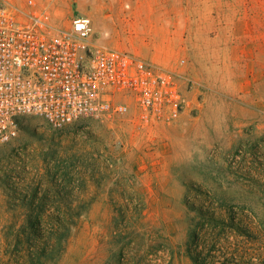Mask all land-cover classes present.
Returning a JSON list of instances; mask_svg holds the SVG:
<instances>
[{
    "label": "rangeland",
    "instance_id": "374dc122",
    "mask_svg": "<svg viewBox=\"0 0 264 264\" xmlns=\"http://www.w3.org/2000/svg\"><path fill=\"white\" fill-rule=\"evenodd\" d=\"M60 3L174 71L187 106L153 125L132 99L103 120L22 116L0 145V264H30L60 221L41 264H264V0Z\"/></svg>",
    "mask_w": 264,
    "mask_h": 264
},
{
    "label": "built area",
    "instance_id": "2783aa9c",
    "mask_svg": "<svg viewBox=\"0 0 264 264\" xmlns=\"http://www.w3.org/2000/svg\"><path fill=\"white\" fill-rule=\"evenodd\" d=\"M61 0H0V145L25 115L54 126L128 112L143 125L175 122L187 98L177 74L99 42L91 18L64 21Z\"/></svg>",
    "mask_w": 264,
    "mask_h": 264
},
{
    "label": "trees",
    "instance_id": "16d2710c",
    "mask_svg": "<svg viewBox=\"0 0 264 264\" xmlns=\"http://www.w3.org/2000/svg\"><path fill=\"white\" fill-rule=\"evenodd\" d=\"M57 223L59 227L55 230V233H56L55 243L54 244L44 243L42 247L35 249L33 251L34 255H32L33 254L32 252H29L30 264H41L42 263L41 256L45 257L46 259H54V255H56V252L62 249L60 245L62 241L67 237L69 228H68V225L64 223L63 221H60ZM200 243H201L200 241H196L195 246L198 247ZM208 249L211 250L210 248ZM186 250L188 251V249ZM198 252L199 254H197V256L195 257L191 256V254H188L189 257L192 259L193 264H206L207 262L206 257H202L200 255L202 251H198Z\"/></svg>",
    "mask_w": 264,
    "mask_h": 264
},
{
    "label": "crops",
    "instance_id": "0c3cea01",
    "mask_svg": "<svg viewBox=\"0 0 264 264\" xmlns=\"http://www.w3.org/2000/svg\"><path fill=\"white\" fill-rule=\"evenodd\" d=\"M121 21L119 20L118 23H120ZM121 45V47H123V44H119ZM156 174H158V172H156ZM157 176V175H156ZM153 179V178H152Z\"/></svg>",
    "mask_w": 264,
    "mask_h": 264
}]
</instances>
